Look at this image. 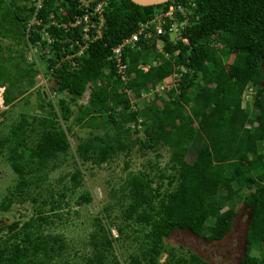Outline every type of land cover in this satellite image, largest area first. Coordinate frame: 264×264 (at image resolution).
<instances>
[{
  "label": "trees",
  "instance_id": "1",
  "mask_svg": "<svg viewBox=\"0 0 264 264\" xmlns=\"http://www.w3.org/2000/svg\"><path fill=\"white\" fill-rule=\"evenodd\" d=\"M21 2L12 3V9L10 3L6 7L0 0V37L46 47L48 58L39 57L45 59L46 69L57 80V92L68 99L58 100L57 108L50 102L39 103L38 109L48 108L40 117L28 119L20 114L0 140V153L5 150L6 162L16 176L0 210L8 209L12 197L24 201L30 186L44 182L59 156L66 154L71 128L62 129L57 119L67 122L73 116L75 126L103 130L76 141L73 154L79 163L99 166L117 154L126 155L133 146L144 151L162 147L169 152L172 174L166 176L167 186L176 182L170 191L159 193L160 182L152 187L153 178L148 174L130 172L118 188L119 219L125 226H138L141 237L140 252L129 256L128 264H156L163 252L167 254L164 264H207L193 254L176 257L164 248L163 241L177 230L207 241L221 240L236 215L233 201L244 188L249 192L241 196V203L249 210V219L238 264H264V0H173L146 7L130 0H107L99 35L90 41L82 39L81 23L72 24L94 4L85 9L78 0H42L35 15L37 22L30 23L26 31L33 7L30 0ZM171 4L181 5L182 12L175 13L173 20L163 19L164 34L140 38L133 47L123 48L126 79L122 82L111 50ZM184 18L187 22L179 28V38L171 40L169 24ZM90 20L95 22L96 17ZM41 29L49 43L41 38ZM88 36L94 37L95 29L91 28ZM157 41H161L159 51ZM24 60L10 46L0 49L4 105L14 100L12 91L19 88V80L26 78V87L32 85L30 68L19 67ZM150 60L161 62L154 66ZM146 65L143 71L140 66ZM173 73L178 77L165 97L153 93L141 107L128 111L129 94L137 99ZM88 83L86 103L77 104ZM249 89L251 104L243 106L241 97ZM128 123L143 138H131ZM198 137L193 158L187 161L188 150ZM162 179V174L158 175V180ZM70 181L74 187L80 185L78 170ZM78 201L89 202L90 198L81 196ZM41 204H48L51 212L59 207V201L54 200ZM107 212L108 208H103L102 218ZM42 213L37 208L36 216L20 228L16 229L17 223L6 227L12 242H7L9 238L0 241V264H49L62 253V238L42 234L41 227L47 222ZM101 219L95 218L97 230L89 234L91 255L86 264H119L112 253L118 238L111 237ZM115 229L118 237H126L121 227ZM253 250L259 257L251 255Z\"/></svg>",
  "mask_w": 264,
  "mask_h": 264
},
{
  "label": "rangeland",
  "instance_id": "2",
  "mask_svg": "<svg viewBox=\"0 0 264 264\" xmlns=\"http://www.w3.org/2000/svg\"><path fill=\"white\" fill-rule=\"evenodd\" d=\"M9 3L8 8L12 9V3L14 5L23 4L21 0H4L6 7ZM30 23L35 24L36 21H31L30 19L26 23V31ZM40 31L41 38L49 43L50 38L47 33L42 29ZM179 31L180 29H177V31L174 29L170 30L168 32L169 38L173 41L178 39ZM16 42L12 39L0 37V49L10 46L11 49L16 51V54L19 52L22 54L25 60L19 63V67L30 68L29 75L32 78V85L26 87V78L19 80L17 82L19 88L12 91L14 100L9 105L3 104V87L0 86V140L9 134L10 128L18 122L20 114H25L28 119L32 116L40 117L44 115L48 108L45 105L42 109H38L37 105L39 103L50 102L53 107L57 108L58 100L63 99L66 102L68 99L67 95L57 92V80L52 77L50 70L46 69L47 63L45 59H40L39 57L42 55L43 58H48V49L46 47L41 48L38 44L34 47L28 43L22 45L20 41ZM156 48L157 51L161 49V41L156 42ZM163 57L166 58L165 56ZM224 61H227V59L224 58ZM160 62L153 60L150 64L155 66ZM140 68L146 71L147 65L140 66ZM10 70L12 69L10 68ZM10 73L12 72L10 71ZM173 75L174 73L169 79L162 81L159 85L173 86L176 78ZM125 79L120 80L123 82ZM90 86L91 83H88L83 95L76 102L77 104L86 103ZM156 87L141 92L140 97L137 99L129 94L130 108L128 111H133L135 107H141L146 99L152 97ZM170 89L172 87L168 90ZM252 95L251 93V98ZM136 103L139 105L136 106ZM69 105H71L72 111L75 112V107L72 104ZM103 117H106V114H103ZM72 120L73 116L67 122H61L57 119L62 129L65 126L71 128L67 136L70 147L66 154L59 156L55 167L47 172L45 181L37 187L30 186L26 192L27 195L24 196V201H18L17 198L12 197L8 209L6 211L0 210V241L9 238L11 235L6 228L7 226L17 223L16 229L20 228L22 223L34 218L37 208H40L43 211L42 214L47 216L46 224L41 227L42 234L59 236L64 244L62 253L52 261H49V264H86V258L91 255L88 244L89 234L97 230L95 218L101 219L103 208H108V212L101 219V223L109 228L111 237L118 238L113 243V255L119 264H128L129 256L140 252V233L138 232V226H125V223L119 219L118 204L121 200V195L118 188L126 174L130 172L133 174H148V176L153 178L152 187H155L160 182L159 193L170 191L176 185V182H173L171 187L167 186L168 179L166 176L172 174L167 163L169 152L162 147L157 151H144L139 150L137 146H133L126 155L117 154L111 161L99 166L91 163H79L73 154L76 141L87 138L92 134H101L103 130L101 128H80L73 125ZM126 126L129 129L131 138H143L141 133L134 132L132 123H128ZM199 140V137L196 138L189 148L187 161L192 160ZM4 151L0 153V202L5 195L12 191L16 182V176L6 162ZM75 170H78L81 175L80 185L76 187L72 186L70 181V176ZM160 174L163 176L161 181L158 180V175ZM247 192H249L248 189H242L239 192L240 196L237 197L238 199H234L232 207L236 215L232 221L231 229L221 240L207 241L187 231L177 230L164 239V248L171 249L176 257L187 258L189 254H193L207 264H238L244 250V233L249 219V210L241 203V196ZM59 195L63 196L61 200H58ZM86 195L90 198L89 202L78 201L81 196ZM31 197L34 198V201L30 200ZM52 200L59 201V207L53 212L49 211L48 204L41 206L42 201L48 202ZM116 227H121L126 237H118ZM134 237H136L135 240L133 239ZM7 242L11 243L12 240L9 238ZM251 255L259 257L260 253L253 250ZM166 260L167 254L163 252L158 256L156 264L167 263Z\"/></svg>",
  "mask_w": 264,
  "mask_h": 264
},
{
  "label": "built area",
  "instance_id": "3",
  "mask_svg": "<svg viewBox=\"0 0 264 264\" xmlns=\"http://www.w3.org/2000/svg\"><path fill=\"white\" fill-rule=\"evenodd\" d=\"M32 2L33 7V15L31 17V21H35V15L37 14L38 10L41 8L42 0H30ZM80 5H82L83 8H89L91 4H94L90 12L83 13L79 18L76 19L75 23L73 25L82 24L81 30H82V39L84 41H90L93 40L99 35L100 28L103 23L102 18V9L103 6L106 5L107 0H78ZM86 12V11H85ZM182 7L181 5H169L164 13H162L159 16H156V18L152 21H149L145 24H140L135 32L130 34L129 37L124 39L118 46L114 47L111 50V59L114 62L115 68L117 70V74H119L120 79H125V65L122 63L121 57H122V50L125 47H133V45L139 41L140 38L148 39L152 36L158 37L162 34H164V28L162 26L161 20L163 19H169L173 20L175 13H181ZM95 16L96 21H91L90 17ZM157 21V24H156ZM37 22V21H36ZM187 22V19L184 18L180 23L177 21H171L167 28V33L174 29L177 31V29H181ZM93 28L95 29V36L89 39L88 32L89 30ZM148 28H151V30H147ZM182 42H185V39H182ZM174 77H178L176 74L173 75ZM172 86L168 85H159L156 87V90L154 93H160L161 96L165 97V92L168 91V89ZM251 89L248 90L247 93L242 95L241 100L243 103L251 102Z\"/></svg>",
  "mask_w": 264,
  "mask_h": 264
},
{
  "label": "water",
  "instance_id": "4",
  "mask_svg": "<svg viewBox=\"0 0 264 264\" xmlns=\"http://www.w3.org/2000/svg\"><path fill=\"white\" fill-rule=\"evenodd\" d=\"M132 3L138 6L146 7V6H155L164 4L173 0H130Z\"/></svg>",
  "mask_w": 264,
  "mask_h": 264
},
{
  "label": "crops",
  "instance_id": "5",
  "mask_svg": "<svg viewBox=\"0 0 264 264\" xmlns=\"http://www.w3.org/2000/svg\"><path fill=\"white\" fill-rule=\"evenodd\" d=\"M241 101H242V100H241ZM247 104H249V105H250L251 103H250V102H246V105H247ZM242 105L244 106V105H245V103H243V102H242ZM191 146H192V145H191Z\"/></svg>",
  "mask_w": 264,
  "mask_h": 264
}]
</instances>
